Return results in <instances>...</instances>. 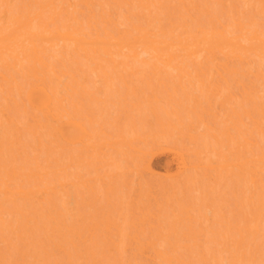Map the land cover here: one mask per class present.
Instances as JSON below:
<instances>
[{
	"label": "rangeland",
	"instance_id": "1",
	"mask_svg": "<svg viewBox=\"0 0 264 264\" xmlns=\"http://www.w3.org/2000/svg\"><path fill=\"white\" fill-rule=\"evenodd\" d=\"M3 1L4 0H0V16L1 13H3L4 17L8 14V12H11L10 10H22L25 6L26 7L24 8V10H30L32 8L31 10H34L35 12L37 11V7H35L34 5H31V7L29 6V4H34L35 1L39 2L40 0ZM119 1L117 0V2H119L120 4L115 3V0H92L91 3L93 4L92 8L94 7V18H98V20L93 19L96 22L95 26H97L98 28L100 27V29L102 30L105 29L106 26L110 28L108 24H105L106 21L103 20V18L107 20V18L109 19V17H111L110 15H112V18H110V20L112 22L114 21L115 26L119 27L120 31L122 30L123 32L125 30H129L127 29V25L130 23V26H132L133 24L136 26L137 24L138 26L143 25V27L140 28L150 29V31L152 30L154 33H156V35H158L157 39L161 40H163V38L165 37L167 40L173 39V35H175L177 38L179 36L181 37V34L183 35L185 32L187 33V31L197 34V31H199V29H204L205 31L207 29V31H210L213 27L219 28L221 26L227 27V31L229 32L235 29L234 33L238 35L241 26L245 28L247 27L245 30L249 32L251 31L250 27L257 24L258 26L256 25L255 29L264 33V14L260 15L264 12V5L261 4L258 0H244L245 2H247V4L243 0H158V2L156 0L157 3L154 6H151L150 9H148L149 7H146L147 4L146 6H144V3H147L145 0ZM78 2L80 3V1ZM260 4L263 6L260 7ZM9 6H11V9L9 8ZM27 6L31 8L29 9L27 8ZM82 7L80 9H78L79 7H76L78 13H81L79 14L80 16L78 15V13H76V15H72V11L74 10L71 9V12L69 11L70 14L58 17V20L62 18V20H59V22L62 23V21H64V19L66 18L70 20L73 17H77V19H79V22L77 21L78 25H80L79 27H81L82 29L85 28V30L87 29V32L89 33V23L87 22L89 21V14L85 11L86 7ZM82 12L85 13L83 14ZM10 15H8V17ZM84 15L88 17H85ZM67 22L65 21V23ZM70 23L73 24L72 21ZM122 23L128 24L125 27ZM247 25L250 26L248 27ZM101 26H104V28H102ZM145 26L148 27L146 28ZM173 26L175 28H173ZM76 27L78 28V26ZM228 27H230V29ZM166 32L169 33V35L165 36ZM186 33L183 36H185ZM63 46H58L59 48H56V52L59 50V53L48 50L49 52H47L45 58L48 57L46 62H48V64L52 63V65L54 66L53 67L50 64L52 66V69L55 68L57 71H59V73L61 71V73L68 72L71 74V77H69V74H67V81L64 80L62 82L63 77L61 78V82L63 83L62 87H60L61 83L58 80L60 83L59 90L62 89L63 94L62 95L60 91L59 97L62 96L60 99H62L64 96V101H69L63 103V105H66V108L68 110L67 112L70 114L72 113L71 115L73 117L74 115H77L76 117L80 118L81 120L86 119L84 122H88L87 125L90 124L89 119L92 120V125H94L93 128H95V137L93 139L94 145H100V143L104 142L107 138H110L111 142L115 141L116 137L120 136V133H123L122 135L124 137H128V134L132 130V132L136 134L134 136L138 137L139 135L138 139L136 140L137 142L135 141V143H137V146L135 145V143L134 146L138 149L141 148L140 150H145L148 155L146 158L141 159L139 156L134 155L130 148L128 149L126 147H120L115 151L104 150L103 155L99 149L94 150L91 153L90 151L88 153H85L87 151L82 148V146H69L68 148V146L66 145L60 143L58 144L57 140H55V133H53L54 137L53 135L51 137V135L49 134L51 132L50 129L41 127L36 128L35 126V128H32L33 123L30 121L31 113L29 114V112L31 111L30 109H28V106L26 110V102H23L25 98L19 99L20 96V98H23L22 95L24 94L22 93V95H20L18 93L20 92V85L21 89L23 88V90H25V88L22 86H26V84L28 83V76H26L27 70L25 71L24 69L28 65V63H26L25 61V65V63L23 62V60L25 59L24 56L26 57V55H24L23 57L20 56V59L22 61L21 63H19L20 65L18 67L15 66L16 64L14 63V60L8 61V65L11 64L9 68L12 69V71L10 72L7 70L9 72L8 76H10V79L8 81L10 82H0L2 83L0 84V90L2 91L0 92V126L1 123L5 125V129L4 127L0 128V165H2L0 166V176L2 178H0L2 180L4 179V181H7L8 178L6 177V172L8 169H10L9 167L12 168V166H16L15 168L17 172L21 175L27 173V171L30 170L31 167L33 169L39 166L40 169H43V167L45 166L43 170H46L45 172L51 173L47 176L48 178L46 177L48 180H46L45 178V180L43 181V185H46L47 183L53 184L55 188L58 187V190L55 191L54 194H49L50 196L47 195V197L44 195H42L41 197V193H38L39 195L36 194L28 200L21 199V201L16 199V201H14V198L12 197L11 198L13 201L11 199L10 201L9 197L7 198L6 196H0V264H109L112 263L110 260H112L111 258L114 257L115 261L113 260V263L115 264L117 261L118 264H120L121 254L126 259V261H124V258L122 257V260L124 261H122V264H134L133 261L135 262V264L138 262V264H146L147 261L144 260V257L142 256L141 258L140 255L138 257L139 252H136V250L134 251L135 248L133 244V247L131 246V237H133V235L137 233L142 234L141 237L144 236L145 238H148L145 239L143 237L142 241H144V244L149 241V243H158L157 245L162 246L163 249L165 247V252L168 251L169 254H175L176 256L174 255V257H184L185 260H182L185 261V263L188 260V263L191 262L189 264H216L218 260L221 261L220 264H223L222 261L227 259L231 260V262L229 261L228 264H264V211L262 214L263 217L259 223L260 227L258 225L257 228L259 233L257 231H255L257 233L251 232V234L250 232H244V235H242L246 238V241H249V243H246L245 241L246 245H243L242 247V252L245 253L244 257L241 258V255H243L242 252L241 254L239 253L237 255L236 250H234V247H236L234 246L235 242L240 238L237 235L238 231L247 230L244 228H248V226L250 225V221L248 222V224L247 221L248 217H250V213L252 214L251 211L255 209V206L253 205H256L257 202H259L262 195V191H260L259 186H257L258 189L254 184H252L251 187V183L248 182L249 180L247 179V177H244L242 174L240 175V172L236 168H231L228 170L219 169L217 171H210L205 169L196 171L191 170V172L187 173L186 177H184L186 179L182 178L184 180H187L188 183L185 181V183H182V185H180L181 182L177 184V181H175L174 179V176L177 174V170L179 167L178 163H180L178 152H181L182 154L185 153L184 155L187 156L186 159L188 158V160H185L189 161L188 163L194 162L193 164H195V162L198 160L195 154L200 150V152H203V154L200 156L202 158V163L204 162L206 164H213L217 166L221 164V162H223L225 159L228 161L231 160L230 163H232L236 161L237 157H240V154L247 155V153H245L243 149L242 151L240 150V148H242L240 147V145L242 143L244 144V139L254 138L258 143L259 149H261V147L262 149L264 148V133L260 135V130H256L255 124L252 119L245 117L246 115H243L244 117L242 116V135H240V133L236 131L237 129L234 127L230 119V116L233 115V110L240 113H243V111H241L242 109L244 110V112L247 110H251V112H253V109H251L253 107V104L248 100L252 98L244 99L241 93V86L239 87L234 83H230V96L233 95V98L231 100L232 103L230 106L226 107L227 109H223L220 104L223 99L228 97V94H221L214 97V99L210 93H207L208 91L206 90V88L201 90L198 81L195 80V74L188 73L187 78L183 79V77L181 79L178 77V73L176 75L175 73H173V71L171 72L170 69H167L165 71L166 66L165 68H163L164 66H162V64L159 67H161V69L163 70L161 71L160 68L159 70L160 72H164L160 75V77L158 76V78L156 79L153 78L152 70H150L151 65H153V63L155 64V61L152 62L153 60L150 59L151 61H146L148 64L150 63V66L148 67L141 66L137 69L136 65H134L136 70L138 71L137 74L139 75L130 78L131 81L126 85L121 81L122 78L118 74H116L118 76L115 77L116 71H114L112 65V68H109L110 64H108V60L106 61L104 59L105 55H100L102 57L98 56L99 60L101 59L103 61L104 59L106 63L105 64L104 62L100 61L101 66L104 63L102 67L106 69L105 71L108 70V72H110L108 74L110 83L111 79L114 80L112 81L114 85H111L110 83L107 84L108 79L103 77L102 74L100 76L99 72L96 76L91 73L94 72V69H96L94 60L90 59L89 56V58H86L85 55L80 57L81 53L78 52L77 54V51L75 52L74 49H72V51L71 49H63ZM46 47L48 48V46ZM79 57L82 60L79 59ZM254 57L250 58L252 60H249V66H247V64L246 66L243 64V67V65L240 66V63L235 64L237 65V67L234 65L236 69H238L240 73L239 75L241 76L240 77L238 75L236 77H238V80L241 78L239 80L241 81V85L243 80L244 85L247 84L248 87H252L253 85L250 86V84H252L250 83V81L252 82L255 80L252 78L254 74L253 76H251L250 70L254 69L252 70L253 72L257 70L256 72L260 73L261 76H259V79H256L254 85L256 86L255 89L257 90V93L259 92L258 94H256L257 98H259L260 96L259 100L262 105H259L264 108V69H262V67L264 66V61L262 63V66L260 65V58L258 59L256 57V59ZM119 59L120 60L116 59V61H123V58ZM255 61L260 66H257ZM118 62H116L115 64H119ZM6 63L7 62H5V65H7ZM0 65H3V63H0ZM253 66L254 68H252ZM256 66L257 68L255 69ZM248 68H250V70H248ZM111 69H113L112 71H114V73H112ZM189 70H191L190 72H192L193 68H189L188 71ZM121 71L124 72V70ZM139 72L142 73L140 74ZM73 76H76V80L78 79V86L76 87L73 86ZM118 77H120L121 79ZM216 77H213L211 79L212 85L218 81ZM189 78H191L192 80ZM57 79L59 78L55 77V81H57ZM25 81L27 83H25ZM14 82L16 83L14 84ZM53 83H56L53 86H56L55 88L56 90H58L57 84L59 83L54 82V80ZM79 85L81 88H79ZM106 85L111 86V91L109 90V86ZM71 86L74 88H71ZM126 86L130 87V91L128 90V87L126 88ZM107 87L109 92L107 91ZM18 88L19 91L16 90L18 91L16 92L14 89ZM12 89L14 91H10ZM76 90L79 93H75ZM16 93H18V95ZM73 93L77 95L74 96ZM110 93H113L114 96L113 94L111 96ZM1 96H3V98ZM261 97H263V100L261 99ZM11 99H13V102H16L17 100L18 104L21 100L19 104L20 106L17 105L19 106L18 108L16 106V109H18V114L16 113V109L13 108ZM68 103L70 104L68 105ZM10 104H12V107H10ZM22 104L24 107L22 106ZM74 104H78V107L76 106L78 111L77 109L73 108ZM152 105H154L155 109L158 111V113L156 114L161 117L160 119L162 120L163 124H166L165 127L167 126L168 130H164V133L160 131L159 127L156 124V118L155 114L153 113L154 110L152 108ZM244 105L246 106V110L244 107L241 109V107ZM261 107H257L258 110L260 109L261 111ZM13 109H15L14 114H12L14 112ZM254 113L255 115L257 114L256 110ZM258 114L260 113L258 112ZM173 116H176L177 119ZM256 116L254 118H256V120H258V122L260 123L261 131H264V120L262 119V117ZM19 127L20 129H18ZM17 131L19 132L17 133ZM225 132L231 134V140H229L224 135ZM5 134H7L8 136ZM191 137L194 138V140H192ZM135 138L136 137L128 140L132 141L135 140ZM255 150L258 149L256 148ZM92 153L94 155H92ZM99 153H101V155ZM36 158L38 159V161ZM4 159H6L7 161ZM61 160L65 161L61 162ZM30 161L33 163H31ZM59 161L61 162L60 165L59 163H57ZM96 161L97 163L101 161V164H97ZM7 162L10 163L8 164ZM55 162L56 164H54ZM34 163H37L36 166ZM144 163H149L151 165L152 170L156 175L154 178V182L156 184H162L165 186L173 185L176 186L175 189L173 186V190L171 189V187V190L168 188V194L165 195L162 194L163 191L162 193L160 192L161 194L159 192L156 193V195H158V198L154 200L150 196L154 194V191L150 192L148 186L143 184V181L137 173L138 166H141ZM47 164L48 166H46ZM58 165L60 167H58ZM78 166L80 167L79 171L78 169H76L78 168ZM84 166H87V168H84ZM3 167L6 168L4 169ZM46 167L48 168V170ZM110 168H112L114 171H111ZM59 169L63 170L64 172H59ZM86 169H90V171H93L89 172V170L86 171ZM1 171H3L2 174ZM72 172H78L74 174L73 177L81 175L79 173H82L81 176H83V174L85 173L86 178L84 177L83 179L91 182L89 183L90 186L88 188L82 187L81 185V190H79V192L77 191L79 189V185L76 186L77 183L74 184V187H69L72 190L71 192L67 190V187V189H65L64 191H67V195H70V193L71 195H74L72 197V199L74 198V204L73 206H70L71 208L67 206L66 209H63V205L60 204V202L58 203L55 198L56 193L63 189H61L58 185L59 183H56L54 180L59 181V178L61 180V177L64 176L63 174L66 175V178L68 177L67 175H71ZM55 174L57 175V177ZM49 176L54 180H49ZM29 180H27L26 177H19L15 179V181L7 182L10 183L12 187L15 185V187H19L20 185V187L25 186L24 189L28 188L29 190L26 189V191L28 192L30 190H36L37 187L41 185H38V180ZM181 181L183 182V180ZM0 182L2 183L1 180ZM243 183H246L245 185L248 184L251 188L249 186L246 187ZM77 187L78 189L76 190ZM2 190L3 189L1 188L0 191ZM53 195H55V197H53ZM72 199H67L65 197V199L62 200H66L65 202H70L72 201ZM135 206H137L139 209H142L143 212L146 213V215H149L148 218H151L153 216V218H151L150 220H154L156 218L158 223L160 221V224L162 225L161 230L164 231V233H162V236H165V234L166 236H169V233L172 238L170 237L171 239L163 241V239L158 236V230H150L147 223V227H140L137 220L141 219V216L135 210ZM41 208L42 210H40ZM187 209H189V215L192 216V221L187 220ZM49 213L52 215L51 218L46 216ZM103 217L110 219L111 221L113 220L114 223H117L116 225H119L123 229L121 230L120 228V231L127 234V238L124 240L119 236H112L110 238V235L105 232V228L103 229L102 227V230L98 234V238L95 241L96 243L94 242V245L97 249L93 245V247L96 249L95 250L93 248V255L96 254V256L91 257L95 258L96 260L92 262V258L88 259V257H90L91 255V250H89V255V252L87 250L88 247L86 248V246L89 244L83 246L84 244H82V240L80 241L78 235L74 234V232H72V229L74 228L75 230L77 228H83L84 230L91 224V221L93 222V220H95L99 222V220ZM67 218L69 219V221ZM60 220H62V222H60ZM60 223H63L64 225H61H63L62 227L65 226V228H61ZM135 223H137L138 226ZM190 227H192L191 229H194L192 230V232L189 230ZM60 228L62 230H60L61 232H55ZM82 232L84 234L85 231ZM112 234L116 233L114 232ZM55 237L57 238L54 239ZM247 238H249L250 240H248ZM169 241L170 243H168ZM250 242H252V244ZM98 245L102 247L99 249ZM124 245L125 248H123ZM36 246L39 249H37ZM57 246L59 249L57 248ZM120 248L122 252L119 251ZM44 249H46V251ZM94 250L97 253H95ZM37 251H42L40 257L38 256ZM172 251H176V253ZM231 251H235L236 254L234 252L232 253L234 257L231 256ZM124 253L126 255H123ZM133 256L134 258L132 259ZM171 256L173 257V255ZM216 256L218 257L217 259L215 258ZM257 256H259L262 261H260V258ZM136 257L138 260L135 259ZM203 258H206V260L203 261ZM245 258L246 260H251L252 263L251 261L246 262ZM233 261L236 263H234Z\"/></svg>",
	"mask_w": 264,
	"mask_h": 264
},
{
	"label": "bare ground",
	"instance_id": "2",
	"mask_svg": "<svg viewBox=\"0 0 264 264\" xmlns=\"http://www.w3.org/2000/svg\"><path fill=\"white\" fill-rule=\"evenodd\" d=\"M73 1L74 0H40L39 2L35 1L34 4H29V6L34 5L35 7H37L36 8L37 11H35V12H34V10L33 11L31 10L32 6L31 7L27 6V8H29V9L31 8L30 10H27V9L24 10V8L26 6L25 7L23 6L24 8L22 10H17L16 9V11H15L14 9H12L13 11L10 10L11 12H8V14L6 16L3 17V13H1V16H0V63H3V65H0V82H3V81L5 83L6 82H10V81H8L10 79V76H8V75H9V72L12 71V69L9 68V66H11V64L8 65V61L14 60V63L16 64L15 66L18 67L20 65L19 63H21V61H22L20 59V56L23 57L24 55H26V57L24 56L25 59L23 58L24 59L23 62L25 63V61H26V63H28V65L26 66L27 68L26 67L24 68L25 71L27 70L26 71L27 72L26 76H28V78H27L28 80L27 79L26 80H27L28 83L25 81V83H27L26 86H24V85L22 86V87L25 88V90H23V88L21 89V85H20V92L21 93L18 92L19 88L18 89H14V90L15 91L18 90L16 92H18L20 95H22V93L24 94V95H22L23 98H20L21 97L20 96L19 99H24L25 98L26 101L24 100L23 102H26V110H27V106H28V109H30V111H31V112H29V114L31 113V116H30L31 120L30 121L33 123V127L32 128H35V127L36 128H40L41 127V128L50 129L51 132L49 134L51 135V137H52V135L54 137L53 133H55V138H56L55 140H57L58 144L60 143V144L66 145V146H68V148H69V146L70 147L71 146H75L76 147L77 145H79V146H82V148H84L87 151L85 153H88L89 151L91 153L92 151L99 149L101 151L102 155H103V151L104 150L115 151V150H117L120 147H126L128 149L130 148V150H132V153L134 155L139 156L141 159L146 158L147 155H148L145 150H144L145 151L144 152L143 150H140L141 148L138 149L137 147L134 146V143L138 139L139 135H138V137L134 136L136 134H134L132 132V130L128 134L129 136L128 137L126 136L127 138L122 135L123 133H120L119 134L120 136H117L118 138L116 137L115 141L111 142L110 138L106 137L109 141L107 139H105V141L101 142L100 145L97 144V143H96L97 145H94L93 144V139L95 137V135H94L95 128H93L94 125H92V120L89 119L90 121L89 120L88 121H89L90 124L87 125L88 122L87 123L84 122L86 120L85 118H84L85 120H81L80 118L76 117L77 115L76 116L74 115V117H73L71 115L72 113L70 114V113L67 112L68 110L66 108V105L65 104L63 105V103H66L68 100L64 101V99H63L64 96H63L62 99H60L62 97V96L59 97L60 96V91H61V94H62V89L59 90V86H60V83H61L60 87H62L63 86L62 82L64 80L67 81V79H68V75L67 74H69V77H71V74L68 73V72L67 73H64V72L61 73V71L59 73V71H57L55 68L52 69V66H53L52 63H50L52 65L51 66L50 64H48V62H46L48 57L45 58L47 52H49V51H53L54 52L55 51V53H57V52L59 53V50L56 52V48L58 46L60 47V46L64 45L62 47L63 49L64 48L66 50L67 49L68 50L71 49V51H72V49H74L75 52L77 51V54H78V52L81 53L80 57L85 55L86 58L89 56L90 59L94 60L95 61L94 65H96L95 66L96 69H94V72H91V73L94 74L95 76L98 75V72H99L100 76L102 74L103 77L108 79V74L110 72H108V70L105 71L106 69L102 67L104 65V63H105V60L106 61L108 60L107 62H108V64H110L109 68L112 65L114 71H116L115 75L118 74L122 78L121 81L123 83H125L126 85H127V83H129L131 81L130 78L136 77V75H139V74H137L138 71L136 70V68L138 69V67H141V66H143V67L150 66V63L148 64L147 62H149L151 60H153L152 62L155 61V64L153 63V65H151L150 70H152L153 78H156V79L158 78V76L160 77V75L164 72V71L160 72V70H159V68L161 69V67H159V66H161L162 64H163L162 66H164L163 68H165V66H166L165 71L167 69H170V71L171 72L173 71V73H175L176 75L178 73V75H179L178 77L181 78V79L183 77H184L183 79L187 78L188 73L189 74H195V78H196L195 80L198 81L201 90L206 88V90L208 91L207 93H210L213 98L216 97V96H219L221 94H223V95H227L228 94V97L223 99V101L220 104L223 109H227L226 107L230 106L231 103H232L231 100L233 98V95L230 96V92H231L230 91V87H231L230 83H234V84H236L239 87L241 86L240 87L241 88V93H242L244 99L245 98H247V99L248 98H252V99H248V100H249V102H251L253 104V107L251 108V109H253L252 110L253 112H251V110H249V111L247 110V111L244 112V110L242 109L243 107L244 108L246 107L244 105V106L241 107V109H242L241 111H243V113L241 112L242 113L241 114L240 112H235V110H233V115L230 116V119H231L234 127L237 129L236 131L238 133H240V135H242L241 128H243V125H241V123L243 122L242 121V116L243 115L244 116L246 115L245 117H248V118L253 120V122L255 124V127H256V130H258V131L260 130V135H262L264 133V131H261V129H260V123L258 122V120H256V118H254L257 115V116L262 117V119L264 120V108H262L259 105V104H261L260 100H259L260 96H259V98H257L256 94H258L259 92L257 93V90L255 89L256 86L254 85L256 79H259V76H261V75H260V73L256 72L257 70L253 72L252 70H254V69L250 70V68H248V70H250L251 76H253V74H254V76L252 78L255 81H252V82L250 81V83H252V84H250V86H252V85L253 86L252 87H248L247 84H246L247 86L244 85L243 80H242V85H241V81H239L241 78L238 80L237 79L238 77H236L240 73H239L238 69H236L237 65H235L237 63L238 64L240 63V66L243 65V64L245 66H246V64H247V66H249L248 65L249 62H250L249 60H252L250 58H253L255 56L254 58H256V57L258 59L260 58V65L263 66V64H264L263 63V61H264V33H262L259 30L255 29L257 24L251 26L252 28L250 27L251 31H249V32H247L245 30L247 27L245 28V27L241 26L240 29H239L238 35L234 33L235 29L232 30V31L230 30L232 32L231 33L229 31H227V27L221 26L219 28L213 27L211 30L208 29L210 31H207V29H206V31L204 29L203 30L199 29V31H197L198 32L197 34L193 33V32L191 33L189 31H187V33H186L184 31L186 33L185 36H183L185 34L184 33L183 35L181 34V37L179 36L178 38L175 35H173L172 38L174 40L173 39H169L168 38L169 36L167 37L169 40H167L166 37L163 38V40H161V39H157L158 35H156V33H154L152 30L150 31V29L140 28V27H143V25L142 26L141 25L138 26V24H137V26H136V25L133 24L132 26H130L131 23L130 24L122 23V24H124L125 27L128 24L129 26L127 25V29H129V30H127V31L125 30L123 32H122V30L120 31L119 27L115 26L114 21L112 22L110 20V18H112V15H110L111 17H109V19L107 18L108 21L103 18V20L106 21L105 24H108V26H110V28H112V29H110V28H108L106 26L105 29L102 30V29H100V27L98 28L97 26H95L96 22L93 20V19H95V20L97 19L98 20V18H94L95 17L94 14H93L94 13V7L92 8L93 4L91 3L92 0L91 1L90 0H77V1L75 0L76 2L74 1V3H73ZM78 1H80V3ZM145 1L147 3H144L145 4L144 6H146V4H147L146 7L147 8L149 7L148 9H150L151 6H154L158 2V0H157V2H156V0H145ZM258 1L261 4L264 5V0H258ZM119 2H117V0H115V3L118 4ZM141 2H143V1H141ZM9 3H7V4H9ZM30 3H31V1H30ZM75 3L78 6H76ZM245 3L247 4V2H245ZM217 4H218V2H217ZM261 4H260V7L263 6ZM25 5H26V3H25ZM75 6L77 8L79 7L78 9H80L82 6H83L82 8L86 7L85 11L89 14V21H87L89 23L88 24L89 33L87 32V29L85 30V28L82 29L81 27H79L80 26V25H78L79 19H77V17H73L70 20L68 18H66V19H64V21H62V23L59 22V20H62V18L58 20V17L59 16L61 17L62 15L66 16L67 14H70V12H71L70 10L71 9L74 10V11H72V15H76V13H78V10H76L77 8ZM10 7L11 6H9V8ZM262 10H263V8H262ZM18 11H20V12H18ZM104 12H106V11H104ZM82 13L84 14L85 12H82ZM79 14H81V13H78V15ZM263 14H264V12L261 13L260 15H263ZM8 15H10V16L8 17ZM85 17H88V16H85ZM3 18H5V19H3ZM169 18H170V16H169ZM6 20L7 21L9 20V21L7 22ZM103 20H102V22H103ZM65 21L66 22L68 21L69 23L68 22L65 23ZM71 21L73 22V24L70 23ZM127 21H129V20H127ZM169 21H171V20H169ZM5 24H7V25H5ZM153 24H155V23H153ZM252 24H253V22H252ZM76 26H78V28ZM171 26H172V22H171ZM247 26L249 27L250 25H247ZM150 27H151V25H150ZM152 27H154V26H152ZM199 27H201V26H199ZM253 27H254V29H253ZM102 28H104V26ZM120 28H121V26H120ZM173 28H175V27L173 26ZM228 28L230 29V27H228ZM98 29H100V30H98ZM124 29H126V28H124ZM174 30H176V29H174ZM260 30H261V27H260ZM189 33H191V34H189ZM192 34H195V35H192ZM161 35H163V34H161ZM167 35H169V33L166 32L165 36H167ZM164 39H166V40H164ZM46 46H48V48H50V49H48ZM100 55H102V56L105 55V57H107L108 59L104 57L105 60L104 59H103V61L101 59L99 60L98 56H100ZM91 56H93V57H91ZM102 56H100V57H102ZM80 57H79V59H81ZM119 58H123V61L122 62L121 61L120 62L116 61V59L120 60ZM147 58H149V59H147ZM144 59H145V61H144ZM147 60H149V61H147ZM187 60H188V63H187ZM4 61L7 62L6 63L7 65H5ZM100 61L104 62L102 66L100 64L101 63ZM256 61H255V63H256ZM116 62H118L119 64H115ZM24 63H22V64H24ZM26 63H25V65H26ZM138 64H142V65H138ZM251 64H253V63H251ZM256 64H257V66L259 65L258 63H256ZM134 65H136V68H135ZM244 65H243V67H244ZM250 66H252V65H250ZM257 66L255 67V69L257 68ZM4 68L5 69L7 68L6 71H5ZM189 68H193V71L192 72H190L191 70L188 71ZM252 68H254V66ZM113 69H111V71ZM246 69H247V67H246ZM246 69H244V70H246ZM262 69H264V66L262 67ZM1 70H3V71H1ZM121 70H124V72L121 71ZM162 70L163 69H161V71ZM114 71H112V73H114ZM6 72H8V73H6ZM171 72H170V74H171ZM250 74H249V76H250ZM118 75H116L115 77H117ZM211 75H213V76H211ZM91 76H93V75H91ZM113 76H114V74H113ZM55 77L59 78V79H57V81H55ZM75 77L73 76V86L74 87L78 86V81H77L78 79L76 80ZM120 77H118V78H120ZM191 77H192V75H191ZM213 77H216L218 79V81L212 85L211 79ZM61 78H62V82H61ZM189 79H191V78H189ZM53 80H54V82H58V83L60 81V83L57 84L58 85V88H57L58 90H56V88H55L56 86L55 87L53 86L54 84H56V83H53ZM112 81H114V80L111 79V83H110V81L108 79V83H107V81H106V83L107 84L110 83L111 85L112 84L114 85V83ZM15 83L16 82H14V84ZM0 84H2V83H0ZM9 86H10V84H9ZM12 86H13V84H12ZM106 86H109V90H110L111 86L110 85H106ZM128 86H126V88ZM74 87L71 86V88H74ZM79 88H81L80 85H79ZM129 88L130 87H128V90H129ZM14 90L12 89L10 91H14ZM79 91H80V89H79ZM107 91H108V87H107ZM132 91H134V90H132ZM0 92H2V91L0 90ZM63 92H64V90H63ZM77 92L78 91L76 90L75 93H77ZM18 93H16V94L18 95ZM112 94H111V96H112ZM73 95L75 96L77 94L73 93ZM106 95H108V94H106ZM66 96H67V94H66ZM113 96H114V94H113ZM1 97L3 98V96H1ZM210 98H211V96H210ZM262 98L263 97H261V99ZM65 99H67V98H65ZM257 99H258V101H257ZM12 100L13 99H11V101ZM20 101H19V104H20ZM16 102L12 101L13 108H15V109H16V106L19 105L17 100H16ZM69 104L70 103H68V105ZM252 104H250V105H252ZM11 105L12 104H10V107H12ZM19 106H17V108ZM22 106H23V104H22ZM74 106H73V108L77 109L78 104H76V105L74 104ZM248 107H249V105H248ZM257 107H259V108L261 107V111H260V109L258 110ZM152 108L154 110L153 113L155 114L156 124L159 127L160 131L164 133V130L167 129V126L165 127L166 124H163L162 120L160 119L161 117H159V115L156 114V113H158V111L155 109L154 105H152ZM15 109H13V111ZM17 110L18 109H16V113L18 112ZM245 110H246V108H245ZM255 110H256V113H257L256 115L254 113ZM257 110H258V112L260 114H258ZM77 111H78V109H77ZM14 113H15V111L12 114H14ZM174 118H176V116ZM2 125L3 124L1 123L0 128L5 126V125H3V126ZM18 125H19V123H18ZM4 129H5V127H4ZM4 129H2V130H4ZM18 129H20V127ZM18 132L19 131H17V133ZM5 135H7V134H5ZM224 135L229 140H231V137H232L231 134H229L228 132H225ZM133 136L136 137L135 140H132V141L128 140V139H133L134 138ZM191 139L194 140V138H192V137H191ZM243 142H244V144L242 143L240 145V147H242V148H240V150L242 151V149H243V151L245 153H247V155H243V154L239 155V153H238V155L240 157L239 158L237 157L235 162L230 163L231 160L228 161V160L225 159L223 162H221V164H219L217 166H215L213 164H206L204 162L202 163V158L200 156L203 154V152H200V150H199V152H196V154H195L197 156V159H198L195 162V164H193L194 162L188 163L189 161H186V160H188V158L186 159L187 156L184 155L185 153L182 154L181 152H178L179 153V157H180V163H178L179 167H178V170H177V174L174 176V179H175V181H177V184H179L181 182L180 185H182V183H185V181L187 182V180H184V179H186L184 177H186L187 173L191 172V170L192 171L193 170L196 171V170H200V169H202V170L205 169V170H210V171H217L219 169L220 170H228V169H231V168H236L240 172V175L242 174L244 177H247V179L249 180L248 182L251 183V187H252V184L256 185L255 187H257V186L260 187V191H262L261 192L262 195L260 194L261 197H260L259 202H257L256 205H253V206H255V209L251 211L252 214L250 213V217H248L247 224L250 221L249 222L250 225L248 226V228H246V227L244 228V229H247L246 231H242V230L238 231L237 235L240 238L238 237L239 239L238 240L236 239L237 241L235 242V245H234V246H236V247H234V250H236L237 255L239 253L241 254L243 245H246L245 244L246 238L243 237L242 235H244V232H250V234H251V232L252 233L255 232V231L258 232L257 228H258V225L260 227L259 223H260V220L263 217L262 214H263V211H264V194H263V192H264V151H263L264 148L262 149V147H261L262 150L259 149L258 143L256 142V140L254 138L253 139H251V138L244 139ZM136 144L137 143H135V145ZM60 148H62V147H60ZM256 148L258 150H255ZM66 149H67V147H66ZM101 153H99V154L101 155ZM8 154H6V155H8ZM92 155H94V154L92 153ZM186 155H187V153H186ZM3 157H4V155H3ZM188 157H190V156H188ZM36 159H33V160H36ZM4 160H6V159H4ZM37 161H38V159H37ZM64 161L61 160V162H64ZM10 162H7V163L9 164ZM61 162L59 161L57 163H59V165H60ZM31 163H33V162H31ZM96 163H97V161H96ZM99 163L101 164V161H99ZM99 163H97V164H99ZM0 164H1V162H0ZM34 164L36 166L37 163H34ZM39 164H40V162H39ZM54 164H56V162ZM189 164H191V165H189ZM214 164H215V162H214ZM41 165H42V163H41ZM59 165H58V167H60ZM0 166H2V165H0ZM6 166H7V164H6ZM46 166H48V164ZM260 166H262V167H260ZM15 167L14 166H12V168L9 167L10 169L7 170V172H6L7 173L6 177L8 178L7 181L11 182V181H15V179H17L19 177H21V178L22 177H26L27 180H29V179H31V181H32V179L38 180L39 181L38 185L39 184H41V185L39 187H37L36 190H33V191L30 190L28 192V191H26V189H28V188L24 189L25 186L20 187L21 186L20 185L19 187H15L16 185L14 184L15 186L12 187V185L10 183H8L7 181H4V179L2 180L1 179L2 177L0 176L1 177L0 180L2 181V183L0 182V189L1 188L3 189L2 191H0V196H6L7 198L9 197V200L10 199L12 200V198H14L13 199L14 201H16V200L21 201V199L22 200L23 199L24 200H26V199L28 200L32 196H35L38 193L39 194L41 193V197H42V195L47 197V195L50 196L49 194H54L55 191L58 190V187L55 188L53 186V184L47 183L46 185H43V183H44L43 181L51 173V172L50 173L49 172H45L46 170H43L45 166L43 167V169H40L39 166H37L36 168H33V169L31 167L30 170H28L27 173H25L23 175L18 173ZM79 168L80 167L78 166V168H76V169H78V171H79ZM84 168H87V166H84ZM72 169H71V171H72ZM103 169H104V167H103ZM47 170H48V168H47ZM60 170L61 169H59L58 171L59 172L63 171V170H61V171ZM87 170H89V172L93 171V170L90 171V169H86V171ZM100 170H101V168H100ZM110 170L112 171L113 169L110 168ZM4 171H6V170H4ZM82 171H85V170H82ZM53 172H54V170H53ZM74 172L71 173L72 176L69 174V175H67L68 177H66V178H65L66 175L63 174L64 176L61 177V180L59 178L58 179L59 181L51 179L50 176H49V178H50L49 180H51V181L54 180L56 183L58 182L59 183L58 185L60 186V188L63 189V190L58 191V193H56V197H55V195H53V197L56 198V201H58V203L60 202V204L63 205V209L64 208L66 209L67 206L69 208H71L70 206H73V204H74V202H73L74 198L72 199V197L74 195H71V193H70V195L69 194L67 195V193H66L67 191H64L65 189H67V187H68L67 190L69 192H71L72 190L70 188L74 187L75 186L74 184L77 183L76 186L79 185L78 186L79 189L77 187L76 190L78 189L77 191L79 192V190H81V188H80L81 185H82V187H85V188H88L90 186L89 183L91 181L83 179L84 177L86 178V176H85L86 174L85 173L83 174V176H81L82 173H79L81 175L73 177L74 174L78 173V172H76V173H74ZM2 173H3V171H1V174ZM94 173H92V174H94ZM137 173L139 174L141 180L143 181V184L148 186V188L150 189V192L154 191V194L150 195L154 200L156 198H158L157 197L158 195H156V193H158V192L162 193V191H163L162 194L165 195V194H168L167 192L169 191L170 187L172 189L173 185H168V186L166 185L165 186V185H162V184H156L154 182V180H155L154 178H155L156 175L154 174V172L152 170V167H151V165L149 163H144L141 166H138V172ZM2 176H4V175H2ZM56 177H57V175H56ZM47 178H46V180H48ZM182 178H184V179H182ZM187 179H188V177H187ZM181 180H183V182ZM29 181H28V183H29ZM51 181H48V182H51ZM22 183H23V181H22ZM30 184H32V183H30ZM54 185H56V184H54ZM49 186L50 187L53 186L54 188L53 187L50 188ZM183 186H184V184H183ZM245 186L247 187L249 185L247 184ZM173 187L175 189L176 186H173ZM257 189H258V187H257ZM76 194H75V196H76ZM65 197L67 199L71 198L72 201L65 202L66 200L65 201L62 200V199H65ZM253 206H252V209H253ZM40 210H42V208ZM135 210L141 216V219L137 220V222H139L138 225L140 227L141 226H146V223H147V225H149L150 230H158V236L161 239H163V241L164 240L166 241V240H169V239L172 238L169 233H168L169 236H166V234H165V236L164 235L162 236V233H164V231L161 230L162 229V225L160 224V221L158 223L156 218L154 220H150L151 218H153V216L151 218H148L149 215H146V213H144L143 210L139 209L137 206H135ZM67 211H69V210H67ZM70 211H71V209H70ZM49 214L48 215L44 214V215H46L49 218H51L52 215L51 214L49 215ZM186 214L188 215L187 220L192 221L193 219H192V216L189 215V209L186 210ZM62 216H64V215H62ZM104 217L101 218L100 219L101 221L99 220V222H97L95 220H93V222L91 221V224L89 226H87L84 230H83L82 226H81L82 229H79V228H77L75 230H74V228L72 229V232H74V234L78 235L80 241L82 240V242H83L82 244H84L83 246L89 244V245L86 246V248L88 247V249H87L88 252H89V250H91V255H90V252H89L90 257H88V259L92 258V262L94 260H96L95 258L91 257V256H94V257L96 256V254L93 255V248L95 247L94 242L97 240L98 234L101 232V230H102L101 228L102 227H103V229L105 228V232L110 235V236L108 235L110 238L112 236H117V237L119 236L120 238H123V240L127 238V234H125L124 232L120 231L121 227L119 225H116L117 223H114L113 220L111 221L110 219H107V218H104ZM47 220H49V219H47ZM68 221H69V219H68ZM60 222H62V220H60ZM50 223H53V222H50ZM50 223H48V224H50ZM64 223H66V222H64ZM61 224H63V223H60V225ZM135 224L137 225V223H135ZM63 225H61V228H65V226L62 227ZM4 227H5V225H4ZM6 228H7V225H6ZM61 228L59 230H56L55 232H57V231L59 232L61 230ZM66 228H67V226H66ZM191 228L192 227H190L189 230L192 232V230H194V229H191ZM112 230H114V231H112ZM121 230H123V229L121 228ZM82 231H85L84 234H83ZM111 232L112 233L115 232L116 234H112ZM193 232H195V231H193ZM257 232H255V233H257ZM65 234H66V232H65ZM193 235H194V233H193ZM141 236H142V234H140V233H137V234L133 235V237H131L132 239H131L130 242H132L131 246L133 244V246L135 248L134 251L136 250V252H139L138 253V257H139V255L141 256V258L143 256L144 260L147 261V262L145 261L146 264H186V263L189 264V263H191V262L188 263V260L185 263V261L182 260V259H184V257L183 258H181L180 256H179L180 258L179 257H174L175 254H173V253L169 254L168 251L165 252L164 251L165 247L163 249L162 246L157 245L158 243L154 244L155 242L154 243L152 242L153 243L152 244V243H149L150 242L149 241L146 244H144L143 243L144 241H142L144 236L143 237H141ZM56 238L57 237H55L54 239H56ZM249 238H250V236H249ZM249 238H247V239L250 240ZM145 239H148V238H145ZM151 241H154V240H151ZM121 242H123V241H121ZM252 242H254V241H252ZM252 242H250V243L252 244ZM159 243H160V241H159ZM168 243H170V241ZM246 243H249V241H246ZM93 245H94V247H93ZM98 246H99V249L102 247L100 245H98ZM164 246H165V244H164ZM76 247H77V245H76ZM36 248H37V246H36ZM57 248H58V246H57ZM123 248H125V245H124ZM172 248H173V246H172ZM37 249H39V248H37ZM44 250L46 251V249H44ZM48 251H49V247H48ZM119 251L122 252L121 248L119 249ZM41 252L42 251L38 252V256L39 257L41 256L40 255ZM172 252L176 253V251H172ZM233 252L235 253V251H231V253H230L231 256H233L232 255ZM95 253H97V252L95 251ZM242 254L243 255H241V258L244 257L245 253L242 252ZM256 254H257V252H256ZM123 255H126V254L124 253ZM171 255H173V257ZM134 256L132 257V259L134 258ZM122 257L123 256L121 254V257H120L121 258V260H120L121 263L120 264H122L124 261H126V259L124 257H123L124 258V261H123ZM257 257H259V256H257ZM257 257H256V259H257ZM114 258H111L112 260L109 259L112 262V263H109V264H114L113 263V260L115 261ZM215 258L217 259L218 257L216 256ZM222 258H223V256H222ZM241 258H238V259H241ZM135 259L138 260L137 257ZM224 259H225V257H224ZM205 260H206V258H203V261H205ZM245 260H246V258H245ZM215 261H217V260H215ZM229 261L231 262V260L227 259V260L222 261V263L223 264H226V263L228 264ZM247 261L249 262L251 260H246V262ZM260 261H262L261 258H260ZM136 262H138V261H136ZM116 263L118 264L117 261H116ZM133 263L135 264L134 261H133ZM138 263H136V264H138ZM217 263L220 264L221 261L218 260ZM234 263H236V262H234ZM251 263H252V261H251ZM96 264H98V263H96ZM106 264H108V263H106Z\"/></svg>",
	"mask_w": 264,
	"mask_h": 264
}]
</instances>
